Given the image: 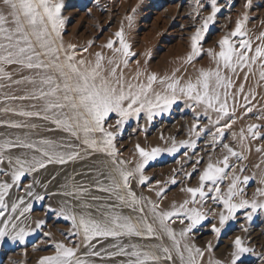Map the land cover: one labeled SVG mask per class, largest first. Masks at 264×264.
Masks as SVG:
<instances>
[{"label": "snow or ice", "instance_id": "snow-or-ice-1", "mask_svg": "<svg viewBox=\"0 0 264 264\" xmlns=\"http://www.w3.org/2000/svg\"><path fill=\"white\" fill-rule=\"evenodd\" d=\"M194 2V22L200 19L201 9L210 7L211 11L203 17L200 26L195 27L190 37V51L185 58H181L184 64H191L201 55V42L210 25L215 22L217 14L221 12L218 0H207V4L203 0ZM250 3L251 0H247L244 7L248 8ZM63 7V0H0V81L8 82V85L0 83V88L21 84L28 86L23 94H5L3 100L32 102L28 108H0L4 113L24 118L21 121L0 120V125L15 129H36L38 125L28 121L37 119L55 126L48 128V131L59 130L67 134L66 138L52 140L43 137L30 139L28 133H25L24 137L0 141V242L11 240L22 244L25 237L31 234L21 224L22 218L32 211L33 204L26 203L23 197L11 199V190L19 188L27 175L51 164L66 165L72 161L84 160L93 152H98L108 156L114 166L115 175L107 177V186L97 179L90 187L76 185L61 194L80 201V206L87 209L91 205L84 202L83 197L94 189L106 193L108 199L114 197L119 204L128 206L138 215L133 218L116 212L117 204H101L100 208L106 210L99 219L91 212L77 215L70 209L62 208L57 215L71 221V228L65 237L68 243L54 241L53 253L41 256L37 264H86L77 255L82 245L88 249L86 255L97 257L101 261L106 258H122L116 264H176L175 258L179 259L180 264H204L205 253L213 251L211 243L202 249L189 244L186 238L207 220L208 213L201 208L209 197L213 203L222 205L218 213L219 226L211 225V231L217 237L241 210H249L245 213L248 221L252 220L257 211H264V188H257L253 199L245 198L240 178L234 171L227 188H222L223 181L229 178L228 170L235 169V165L229 163L230 157L238 160L244 157L230 144L223 143V157L213 162L209 156V162L199 175V186L181 189L190 198L183 200L178 206L173 204L170 210H163L159 203L138 198L130 184V177L137 173L140 174V185L148 181L149 178L143 175L145 166L160 156L162 149L152 147L147 150L137 144L135 151L140 162L135 165L134 170L124 169L122 165L129 161L117 158L119 152L114 143L115 133L108 130L112 127L108 120L110 114H115L118 117L115 126L122 127L127 119L143 112L150 122L154 115L167 112L183 98L194 110L202 109L209 124L215 126V132L211 133L212 147L215 148L218 143H222L224 130L235 122L232 117L236 106L245 108L246 113L253 111L251 101L255 99V91L249 89L245 92V83L236 86L231 77L242 74L243 80L247 82L250 76L258 74L257 83L264 82V32L256 37L260 43L254 46L252 39L247 38L245 23L248 17L245 14L243 18H237L231 32L218 41V52L208 50L215 67H201L194 79L178 76L179 68L164 76L138 70L133 79H126L122 65L127 67L129 58L135 53L130 50L126 41L123 23L113 34L114 38L110 37L102 45L112 55L106 57L103 52L98 51L94 54L95 60L90 61L82 56L83 52L88 51V47L78 52L75 44L65 46ZM135 11L133 8L132 12ZM125 19L131 27L133 16L128 15ZM92 43L89 41L88 45L91 46ZM6 66H16L17 71L27 70L30 74L13 79V74L6 70ZM156 84L161 85V90L154 88ZM241 98L244 101L242 104ZM211 113L216 114L215 120ZM257 119H264V116ZM222 120L225 122L221 125ZM260 128L261 125L250 124L247 133L242 129L239 135L241 145L245 146L244 142L248 137L264 140V133L259 131ZM207 131V126L199 127L198 117L189 130L190 135L195 136ZM183 146L194 148L195 141L184 140L179 145L173 141L172 146L164 151L173 154L178 151V147ZM14 149L26 151L13 155ZM245 150L250 148L245 146ZM256 151L264 152V148L258 147ZM200 162L198 159L193 165V172ZM240 170L243 171V168ZM186 175L191 178L192 173ZM249 179L245 176L243 184L247 185ZM176 182L175 178L171 180L172 184ZM156 183L159 185L160 181ZM261 183L264 184V179ZM32 187V184L24 186L25 195L42 201L44 196H34ZM164 192L165 189L161 187L156 191V196L159 198ZM91 199L100 200V197L92 196ZM209 212L214 210L209 209ZM175 220H179L182 225L185 221L188 222L179 233L170 227L169 222ZM42 223L37 222L36 227L40 228ZM44 235L51 234L45 232ZM71 236L78 237L79 242L73 243L69 239ZM165 236L171 241V247L133 242V238L159 240ZM108 238L116 242L105 248L101 240ZM124 238H127V242H124ZM98 244L100 247L97 250ZM230 247L232 251L228 264H245V257L248 255L257 256L260 264H264V253H256L244 237L237 235ZM208 264H221V261L209 259Z\"/></svg>", "mask_w": 264, "mask_h": 264}, {"label": "rangeland", "instance_id": "rangeland-1", "mask_svg": "<svg viewBox=\"0 0 264 264\" xmlns=\"http://www.w3.org/2000/svg\"><path fill=\"white\" fill-rule=\"evenodd\" d=\"M203 2L207 4V0H203ZM246 2L247 0H218L221 12L217 14L215 22L210 25L201 42V55L192 64H200L201 66L207 63L206 60L210 59L208 50L212 49L218 52V41L225 34L230 33L235 26L236 19L243 18L245 14L248 17L245 23L247 38H253L252 36H258L261 32H264V0H251L248 8L244 7ZM63 3L62 16L65 19L63 41L67 45L70 43L75 44L77 49L89 46V41L93 42L91 47L98 48L104 45L110 37L113 38L115 31L125 21V16L121 17L117 12L121 7L126 8L129 6L125 15L133 16L131 24L133 36L131 51L135 53L134 56L129 58L131 63L139 61L141 56H143L142 47H144V44L150 45V55L148 57L150 61H154V64L177 57L181 53L186 56L190 51V37L195 31V27H199L203 17L207 16L211 11L210 7L201 9L200 19L194 22L193 16L196 15L194 0H63ZM133 8L136 9L135 13L132 12ZM126 22L128 23L127 20ZM251 106H253V111L250 113H246L245 108L236 106L235 115L232 117L235 122L232 125H238L240 131L243 129L246 133L248 125L258 124L261 125L259 131L264 133V119H257V117L264 116V108H260L252 103ZM5 116H7V113L3 112L0 119H4ZM197 117L199 118V127L207 126L208 131L207 133H201L200 136L190 135L189 130ZM117 118L115 114H110L108 124L112 125V127L108 128V130L115 133L114 143L119 152L117 158L129 161V163L122 165L124 169L129 170L128 165L135 168V165L140 162V157L135 151L137 144L147 150H151L152 147L162 149L161 155L145 166L143 175L149 178L148 181L144 185H140L138 183L140 174L137 173L133 177H130V184L138 198L143 197L145 200L159 203L163 210H170L173 204L178 206L183 200L190 198L189 194L182 192L181 189L199 186V175L209 162V156L212 157L213 162L223 157V143L230 144L244 158L238 160L236 157H230L229 163L235 165V169L228 170L230 175L228 179L223 181L222 188H227L233 171L240 178V187L243 189L245 198L249 200L253 199L256 189L264 188V184L261 183V180L264 179V152L256 151L258 147L264 148V140H253L251 137H248L244 143L250 150H245V146L241 145L239 137L234 136L236 133L230 127L224 130L225 135L221 138L222 143H218L213 148L211 133L215 132V126L210 125L207 117L203 113L189 107L188 103L177 101L167 113L162 112L160 115H154L153 121L151 120L144 127L140 125V116L137 117L136 121L138 126L133 128L134 121L127 120L120 131L115 126ZM163 122L167 125L165 127L166 130L168 129L169 140H166V142L164 140H148L158 131V127ZM224 122L222 120L221 125ZM0 128H3V126ZM140 133L146 136V140L142 139ZM4 138L3 135L1 139L4 140ZM184 140L195 141V147H178V151L173 154H168L167 151H164L172 146L173 141L179 145V142ZM157 143L163 144L157 146ZM20 151L26 150L14 149L12 154L20 155ZM198 159L201 162L197 165L196 171L193 172V165L196 164ZM84 163L103 168V171L108 176L115 175L113 172L114 166L111 164L110 158L104 153L93 152L84 160H76L66 165H59L63 166L69 173L70 182L66 183V190H70L73 186L81 184L88 187V180L81 182L78 179L73 180V177L76 175V167ZM257 165H259L260 170ZM241 168H243V171L240 170ZM41 170L39 171L41 172ZM39 171L27 175L19 188L11 190V199L23 197L26 203L31 202L33 204L32 211L22 218L21 224L31 234L25 237V241L22 244L11 240L0 242V264H37L41 256L53 253L54 241L68 243L65 237L68 236L71 221L57 215L60 210L53 206L56 193L51 190L54 189L55 179L48 178L45 181L44 178H41ZM187 173H192L191 178L186 175ZM245 176L250 178L247 185L243 184ZM173 178L177 181L175 184L171 183ZM157 181H160L159 185L156 183ZM27 184L33 185L32 191L34 196L42 195L44 199L36 201L32 197L26 196L24 186ZM161 187L165 189V192L158 198L156 191ZM92 196H98L100 200L94 201L91 199ZM68 198L73 207L77 203V200L72 197ZM83 198L91 202L98 201L106 204L108 202L110 204H117L116 208L125 214L128 213V216H132L133 218L138 215V213L130 211L128 206L119 204L114 197L108 199L106 193L98 192L94 189ZM11 199L9 202H11ZM256 199L259 200L260 198L256 197ZM197 207L200 206L197 205ZM221 208L222 205L213 203L210 197L205 201L201 210L208 213V218L188 235L187 239L190 240L189 243L204 249L210 242L213 251L209 254L217 257L222 262H229L230 252L232 251L230 247L231 241L239 235L245 238L246 242L249 243L250 247L255 249L256 253H264V211H257L253 215L252 220L248 221L245 213L249 210H241L237 213L235 220L230 222L221 235L217 237L211 231V225L216 224L219 226L218 213ZM209 209H213L214 212H209ZM145 211L147 212V208ZM149 220H151L150 215ZM41 221L43 222L41 227L37 228V222ZM169 223L170 227L179 233L187 226L188 222L185 221L183 225L180 224L179 220H175V222L170 221ZM45 232L51 235L45 236ZM72 237L74 236L69 237V239L71 240ZM163 238L165 239L162 240ZM124 242H127V238H124ZM133 242L148 246L163 244L171 247V241L166 236L159 240H139L133 238ZM87 251L88 249L82 245L77 255L83 260L91 258V256L85 254ZM173 255L175 258V253ZM119 259L122 258L118 257L115 260L109 261H117ZM175 260L176 264H180L178 258H175ZM245 264H260V260L257 256L248 255L245 257Z\"/></svg>", "mask_w": 264, "mask_h": 264}, {"label": "bare ground", "instance_id": "bare-ground-1", "mask_svg": "<svg viewBox=\"0 0 264 264\" xmlns=\"http://www.w3.org/2000/svg\"><path fill=\"white\" fill-rule=\"evenodd\" d=\"M128 7H126V8L121 7L117 13L121 17L128 16V15H125L127 10L129 9ZM123 25H124V31H125V38H126L127 43L130 45V50H131V45L133 43L132 29H131V27L128 26V23L126 22V19H125ZM252 37L253 38H251V39H252V42H253L254 46L256 44L260 43V41L257 42V40H256L257 36H255V37L252 36ZM64 44H65V46H67L66 42H64ZM85 47H88V51L87 52H83L82 56H83V58H85L87 60H90V61H94L95 60L94 54L96 52H98V51L103 52V54L106 57L112 55L110 50H108L106 48H103L102 46L98 47V48L91 47V46H85ZM85 47L77 49V51L80 52V50H82ZM149 47H150V45H147V44H144V47H142L143 56H141L140 60L137 61L139 63H137V62H135V63L132 62L131 63V60H129V64L127 65V67H123V65H122V69H123L124 76H125L126 79H133L135 77V74H136V72L138 70L141 71V72H145V71H147V72H156L158 75L164 76V75H167V74H171V72L174 69H176V68L180 69V72L177 74L178 76H181V77H183L185 79H187L189 77L194 79L196 74H197V70L200 69L201 67H204V68H214L215 67V62L210 57H209L210 59L206 60L207 63H205L204 65H201V66H200V64L195 65V64H192V63L191 64H184L182 62L181 58H185L186 56L182 55V53L179 54L177 57L166 59V61H162V62H159V63L157 62L158 64H154V61L153 60L150 61L149 57H148L150 55V48ZM106 67H107V65H106ZM6 70L13 74V79H19L21 75H29L30 74L27 70L17 71L16 70V66H6ZM229 75H231V74H229ZM231 78L235 81L236 86H238L240 83H245V92H248L249 89H253L255 91V99H253L251 101V103L256 105V106H258V107H260V108H264V82H260L259 84L257 83L258 74H257V76H250L247 82H245L243 80V75L242 74L239 75V76H232ZM141 79H144V77H141ZM133 82H135V81L133 80ZM0 83H4L5 85H8L7 81H0ZM27 87L28 86L21 84V85H11V86H6L4 88H0V108H3L5 106L28 108L29 104L32 103L31 101H7V102H5L3 100V96L5 94L21 95V94L24 93V91H25V89ZM154 88L157 91H159V90H161V85L156 84V85H154ZM178 101H182V102L187 103L185 101V99H183V98L178 100ZM243 102L244 101L241 98L240 103H243ZM195 110L203 113V110L200 109V108L195 109ZM229 111L230 112L232 111L231 101L229 102ZM167 112H165V113H167ZM2 114H3V112L0 111V116ZM211 115H212V118L215 120L216 114L215 113H211ZM140 116H141L140 125L142 127H144V126H146L148 124L149 121L147 120L146 114L142 112V113L139 114V116H133V117H130L129 119H127V120H133L134 121L133 128L138 126L136 121H137V117H140ZM165 118H166V116H165ZM23 119L24 118H22V117L13 115L11 113H7V116H5L4 119H0V120L21 121ZM152 121H153V119H152ZM175 121H177V120H175ZM192 121H194V120H192ZM28 122L29 123H35V124L38 125V127L36 129H27V128L15 129V128H9V127L3 126V128H0V140H2L1 137L3 135L5 137L4 139H12V140H14L17 136L24 137L25 133H28L30 139H39V138L43 137V138H48V139H52V140H60L61 138H66L67 137L66 133H64L62 131H59V130L51 131V132L48 131L47 130L48 128H50V127L54 128L55 126L47 124L46 122H44L42 120L32 119V120H30ZM165 126H167L166 123H164V122L161 123L160 126L158 127V131H156L148 140H161V141L164 140V142H166V140H169V136H168V132H167L168 129L166 130ZM0 127H2V125H0ZM231 127L233 128V131L236 133L235 135L237 137H239L241 131L238 128V125H232ZM122 128H123V126L122 127H118L117 130L121 131ZM246 133H247V128H246ZM134 134H136V133H134ZM141 134L142 133H140V136L142 137V139L146 140V136H143ZM161 137H163V139H161ZM161 144H163V143H157V146H160ZM23 152H25V151H20L19 154H22ZM134 159H135V157H134ZM136 161L138 162L137 159H136ZM259 165L261 166V164H259ZM128 168H129V170H134V168H132L130 165H128ZM258 169L260 170L259 167H258ZM258 169H256V170H258ZM40 175H41V178L45 179V181L48 178L55 179V186H54V189H52L51 191H54L56 193L55 194L56 197H55V201L53 203V206L58 208V210H61L62 208L70 209L74 214H77V215H79L81 213H84V212H91V214L94 217L98 218V219L102 217V213L106 209L100 208V205L101 204H106V203L98 202V201L97 202H91V201L86 200L85 198H83L84 202H86L89 205H91L90 208H87V209L82 208L80 206V203H81L80 201H77V203L74 204V206L72 207L71 203L69 202L70 200H69L68 196H65V195L61 194L64 191H66V183L70 182L69 173L63 166H59L58 164L48 165L45 169L41 170ZM107 177H109V176L106 174L105 171H103V168L94 167L92 164L84 163V164H81V165L76 167V175L73 177V180L74 179H78V180H80V182L84 181V180H88V187H90L92 184L95 183V181L97 179H99V180L104 182L105 186H107V183H108ZM107 204H110V203L108 202ZM128 209L131 211V209L129 207H128ZM115 211L120 213V214H122V215L128 216V213L125 214L124 212H122L118 208H115ZM164 239L165 238H163L162 240H164ZM71 240L73 242H75V243L79 242V238L76 237V236L72 237ZM186 240H187L188 243L190 242L189 239L186 238ZM112 241H113V243L116 242L112 238H108L107 241L101 240V243L105 246V248H107L108 245L112 244ZM93 242L95 243V241H93ZM189 244H192V243H189ZM99 247H100V245L98 244L97 245V250L99 249ZM209 259L221 261L217 257L211 256L209 253H207V254H205V257H204V264H208ZM84 261L86 262V264H116V261H109L107 258L104 261H101L97 257H91V258H88V259H84ZM221 264H228V262H222L221 261Z\"/></svg>", "mask_w": 264, "mask_h": 264}]
</instances>
